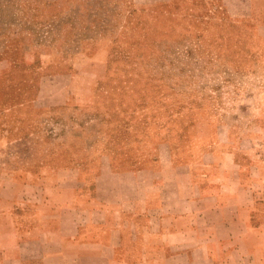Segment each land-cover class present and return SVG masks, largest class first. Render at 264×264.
Wrapping results in <instances>:
<instances>
[{"label": "rangeland", "instance_id": "374dc122", "mask_svg": "<svg viewBox=\"0 0 264 264\" xmlns=\"http://www.w3.org/2000/svg\"><path fill=\"white\" fill-rule=\"evenodd\" d=\"M263 22L232 0H0V124L121 166L219 133L263 151L249 159L264 186Z\"/></svg>", "mask_w": 264, "mask_h": 264}, {"label": "crops", "instance_id": "0c3cea01", "mask_svg": "<svg viewBox=\"0 0 264 264\" xmlns=\"http://www.w3.org/2000/svg\"><path fill=\"white\" fill-rule=\"evenodd\" d=\"M232 2L264 14V0ZM6 116L0 264H264V186L249 159L262 150L219 133L165 138L121 166L101 147L66 158Z\"/></svg>", "mask_w": 264, "mask_h": 264}]
</instances>
